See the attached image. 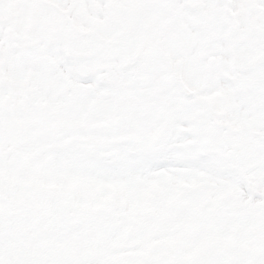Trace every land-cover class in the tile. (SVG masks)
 Instances as JSON below:
<instances>
[{"label": "snow or ice", "instance_id": "6c2138e0", "mask_svg": "<svg viewBox=\"0 0 264 264\" xmlns=\"http://www.w3.org/2000/svg\"><path fill=\"white\" fill-rule=\"evenodd\" d=\"M0 264H264V0H0Z\"/></svg>", "mask_w": 264, "mask_h": 264}]
</instances>
